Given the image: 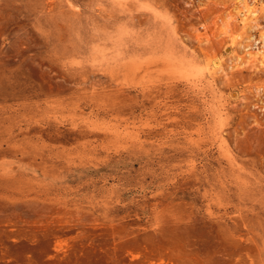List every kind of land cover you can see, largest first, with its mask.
Segmentation results:
<instances>
[{
    "label": "rangeland",
    "instance_id": "374dc122",
    "mask_svg": "<svg viewBox=\"0 0 264 264\" xmlns=\"http://www.w3.org/2000/svg\"><path fill=\"white\" fill-rule=\"evenodd\" d=\"M0 264H264V0H0Z\"/></svg>",
    "mask_w": 264,
    "mask_h": 264
}]
</instances>
